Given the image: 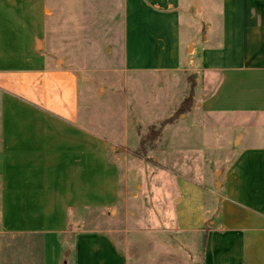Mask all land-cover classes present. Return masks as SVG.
<instances>
[{"label": "crops", "instance_id": "crops-1", "mask_svg": "<svg viewBox=\"0 0 264 264\" xmlns=\"http://www.w3.org/2000/svg\"><path fill=\"white\" fill-rule=\"evenodd\" d=\"M188 1L189 14L202 13ZM205 3L207 17L191 19L184 42L181 0H123L118 54L126 73L197 75L201 135L203 118L224 123L227 136L215 127L212 143L234 147L211 173H219L215 191L172 164V230L196 241L202 264H264V0ZM45 5L0 0V227L41 236L45 264H128L126 233L118 242L114 231H82V221L70 229L75 214L115 205L120 170L82 102L86 83L45 51Z\"/></svg>", "mask_w": 264, "mask_h": 264}, {"label": "rangeland", "instance_id": "rangeland-1", "mask_svg": "<svg viewBox=\"0 0 264 264\" xmlns=\"http://www.w3.org/2000/svg\"><path fill=\"white\" fill-rule=\"evenodd\" d=\"M188 5V0H181L180 34L184 42L189 37V23L196 19L201 23L208 15L205 0H198L202 13L195 16L188 13ZM45 8V51L53 62L76 71L81 83H86L89 99L84 88L82 102L88 100L91 119L98 124L93 129L111 140L107 153L120 170L121 189L115 205L75 214L70 229L75 230L82 221V231H114L118 242L126 233L128 264H202L196 241L172 230L176 194L170 169L174 164L183 172L187 170L189 176L195 175L215 191L219 173L215 177L211 173L226 163L224 152H232L234 147L228 140L212 143L217 125L211 119H202L201 135V116L194 108L197 75L179 72L148 77L123 71L118 54L123 0H46ZM82 114H88L85 106ZM223 124L217 131L225 138ZM259 129L264 132V128ZM150 131L158 134L141 150L139 143ZM175 145L181 151L186 147L193 150L194 156L173 154ZM0 264H45L42 237L4 233L0 227Z\"/></svg>", "mask_w": 264, "mask_h": 264}, {"label": "trees", "instance_id": "trees-1", "mask_svg": "<svg viewBox=\"0 0 264 264\" xmlns=\"http://www.w3.org/2000/svg\"><path fill=\"white\" fill-rule=\"evenodd\" d=\"M182 106H184V103L181 104V107ZM169 122H170V120L166 121L165 122V125H167ZM157 134H158V132L150 131V133L148 134V136L140 141L139 148L141 150H143L144 148H146L145 146L147 144H152V142L155 140Z\"/></svg>", "mask_w": 264, "mask_h": 264}]
</instances>
